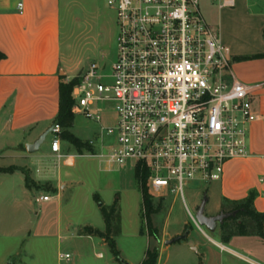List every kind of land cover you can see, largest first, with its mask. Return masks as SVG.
<instances>
[{
    "label": "built area",
    "instance_id": "obj_1",
    "mask_svg": "<svg viewBox=\"0 0 264 264\" xmlns=\"http://www.w3.org/2000/svg\"><path fill=\"white\" fill-rule=\"evenodd\" d=\"M200 1L107 0L117 16V57L111 75H100L92 63L78 76L72 112L100 123V114L93 113L98 102L112 104L117 120L106 128L111 143L101 156L118 169L146 170L152 195H180L205 234L185 202L184 187L219 181L226 162L247 156L249 125L258 116L250 99L254 87L232 76L230 49L205 21ZM106 77L108 85L101 82ZM51 133V151L60 159V126ZM216 245L229 251L224 243Z\"/></svg>",
    "mask_w": 264,
    "mask_h": 264
},
{
    "label": "crops",
    "instance_id": "obj_2",
    "mask_svg": "<svg viewBox=\"0 0 264 264\" xmlns=\"http://www.w3.org/2000/svg\"><path fill=\"white\" fill-rule=\"evenodd\" d=\"M69 1L0 0V168L23 167L29 171L30 178L35 183L50 184L54 189L60 182L56 186L52 184L54 181L51 180L53 175L50 168L35 153H28L25 146L34 143L53 126L59 110L61 77L66 76L67 80L70 77L68 72H62L64 53L61 27L62 5ZM216 1L217 8H212L206 2V12L202 15L218 32L222 44L230 49L232 76L237 81L254 87L250 99L253 113L258 119L249 125L247 156L226 162L221 180L213 182L217 184L216 202L209 208L205 204L204 212L207 216H216L221 213L222 200L240 201L250 192L255 193V209L264 212V0ZM19 4H22V11L19 10ZM228 80L231 81V78ZM61 150L62 158L59 159L51 151L52 156L57 157L62 166H74L75 155L63 152L62 141ZM10 159L24 160L25 163L5 166L4 163ZM2 175L16 177L15 181L0 178V183L7 187V183L15 182L19 191L14 195L0 191V236H10L14 232L20 234L23 230V223L15 227L9 223L11 215H7L6 204L14 202L21 212L27 214L31 205L30 197L34 196L41 213L35 225V234L59 237L60 206L57 200L48 195V201H37L44 195L37 193L35 196L36 193L26 186L25 175L21 171L0 174ZM55 192L60 195L59 191ZM141 218L144 224L143 207ZM143 224L138 235L147 236L151 244L155 243L159 248L157 264H169L172 254L164 262L161 258L170 248L165 242L178 236L181 231L166 232L160 241H156L145 230L142 231V227L145 228ZM197 231L192 230L195 234L193 241L189 239L188 233L187 240L180 244L175 254L177 264H222V252H217L219 249L216 245L222 243L219 227L217 226L213 236L205 231L204 234L198 228ZM100 240L102 245L107 246L103 239ZM226 245L229 249L226 252L240 261L242 260L233 252L259 264L229 246L264 263V238L236 236ZM200 247H203V251ZM185 251L193 252V256ZM10 256L11 253H4L3 248H0V264H8Z\"/></svg>",
    "mask_w": 264,
    "mask_h": 264
},
{
    "label": "rangeland",
    "instance_id": "obj_3",
    "mask_svg": "<svg viewBox=\"0 0 264 264\" xmlns=\"http://www.w3.org/2000/svg\"><path fill=\"white\" fill-rule=\"evenodd\" d=\"M217 8V1L201 0L200 9L205 14V3ZM62 50L64 62L62 72H68L69 79L85 72L88 66L96 63L100 75H111L112 67L117 57L118 24L115 10L111 9L107 0H70L64 2L61 10ZM104 84L111 83L109 78L101 80ZM101 122H95L83 115L75 114L73 128L70 135L76 140L71 143L64 140V153L75 155L74 166H62L57 157L51 154L53 134L50 133L40 150L34 155L51 170L52 184L59 186L54 189L50 184H37L30 178L29 171L21 168L25 177L30 179L29 189L38 194L52 195L59 203L60 228L59 237L37 236L35 225L40 216V205L35 204L34 196L30 197L29 212H21L14 202L6 204L7 215H11L9 223L18 226L23 223L20 234L12 233L10 236H0V248L4 253H11L8 264H142L149 248L156 247L151 244L147 236L138 235L143 224L141 218L142 196L134 171L130 167L118 169L108 163L104 155L111 143L106 128L115 125L117 115L112 104L100 101L97 104ZM93 140V151H88L86 144ZM24 160H7L4 165H23ZM8 168V167H6ZM3 180H14L16 177L2 175ZM63 184V187H60ZM1 185L0 191L8 194H17L19 187L15 182ZM216 183L187 182L184 187V199L188 208L196 216V211L204 198H207V208L214 205L217 199L215 194ZM53 189V190H52ZM59 191L60 195H57ZM148 195L155 207L160 205L159 213L152 217L153 226L157 228L159 238L166 232L181 231L187 227L190 240L197 227L187 214L180 195L169 194L157 197ZM99 200V202L97 201ZM117 202L121 216V233L115 237L116 247L119 251V260H116L110 249L102 245L101 240L95 236L82 234L85 227H93L104 231L105 222L100 212L99 204L111 206ZM145 226V222L143 224ZM219 227V225H217ZM27 228V231H26ZM204 231L213 236V232ZM199 234L202 235L199 231ZM175 236L169 238L172 239ZM153 239V238H152ZM187 240V238L185 239ZM160 241V240H159ZM171 244L168 252L161 256L163 262L169 256V264H177L176 252L181 243ZM226 245V244H225ZM227 246V245H226ZM235 251L247 255L259 264H264L257 258H252L242 250L229 246ZM203 247H200L202 250ZM193 256V252L185 251ZM217 252H221L218 250ZM245 253V254H244ZM69 254V259L61 258ZM100 255V256H99ZM222 264H246L234 258L227 252H222Z\"/></svg>",
    "mask_w": 264,
    "mask_h": 264
},
{
    "label": "trees",
    "instance_id": "obj_4",
    "mask_svg": "<svg viewBox=\"0 0 264 264\" xmlns=\"http://www.w3.org/2000/svg\"><path fill=\"white\" fill-rule=\"evenodd\" d=\"M79 81L80 79L78 76L71 80H67L66 76L61 77L59 85V110L53 125L58 124L60 126V139L62 142H64V140H69L71 143L76 142L69 134V131L73 128L75 118V114L72 112L74 104L72 92ZM86 148L89 152L93 151L89 143L86 144ZM15 171L22 172L21 168L16 166L0 168V174H9ZM134 176L141 187L143 219L145 221V228L143 229L142 227V231L145 230L149 237L159 241L158 230L153 226L152 217L160 212L161 207L160 205L155 207L148 195L146 186L148 174L146 170H141L140 167H137L134 170ZM30 182V179L26 176L25 184L27 187H29ZM254 200V192H250L246 198L240 201L222 200L221 212L228 214L221 224H219V236L222 243L226 244L236 236H256L264 238V212H258L255 209ZM97 201L99 202L98 199ZM99 207L105 222V230L101 231L93 227H85L82 230V234L103 239L115 259L119 260L120 253L116 247L115 237L121 233V216L117 202H114L113 205L109 207L100 203ZM187 231L188 229L186 227L183 234L187 233ZM177 243H180V241ZM158 258L159 248L157 246L151 247L147 250L142 264H157Z\"/></svg>",
    "mask_w": 264,
    "mask_h": 264
},
{
    "label": "water",
    "instance_id": "obj_5",
    "mask_svg": "<svg viewBox=\"0 0 264 264\" xmlns=\"http://www.w3.org/2000/svg\"><path fill=\"white\" fill-rule=\"evenodd\" d=\"M51 132H52V127L46 130L34 143L27 144L25 147L28 153L30 154L36 153ZM206 202H207V198H204V200L202 201V203L200 204V206L196 211L195 219L200 228L203 227L209 232H215L217 229V225L221 224L223 219L226 218L228 214H224L221 212L216 216H207L204 212ZM187 236L188 233L175 236L174 238L167 240L165 242V245H171L179 241L185 240Z\"/></svg>",
    "mask_w": 264,
    "mask_h": 264
}]
</instances>
